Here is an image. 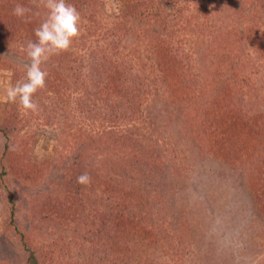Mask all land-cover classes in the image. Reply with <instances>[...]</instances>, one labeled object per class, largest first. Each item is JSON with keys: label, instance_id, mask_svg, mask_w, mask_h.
<instances>
[{"label": "rangeland", "instance_id": "1", "mask_svg": "<svg viewBox=\"0 0 264 264\" xmlns=\"http://www.w3.org/2000/svg\"><path fill=\"white\" fill-rule=\"evenodd\" d=\"M80 1L82 5L76 6L81 14L80 35L68 53L65 51L67 62L78 55L73 65L81 72L77 75L80 82H85L82 76L90 68L89 53L103 48L114 33L122 37L116 58L149 76V81L151 74H158L149 53L151 37L159 34L170 42L172 49L163 47L161 52L176 82L168 79L166 84L159 81L151 87L143 101V115L134 124L140 129L134 133L136 137L140 134L146 143L158 144L156 153L163 169L157 170L153 185L150 181L140 185L145 193L137 204L144 216L140 231L127 241L117 239L118 254L108 253L107 257L103 240L89 239L98 221L95 210L108 202L102 184L95 185L96 194L83 198L85 220L77 218L67 224L57 217L58 211L75 213L67 210L70 204H61L69 201L65 179L73 181L69 174L85 146L84 137L101 136L103 123L91 121L78 109L77 99L84 86H75L77 79L67 77L64 69L59 71L69 88L59 93L42 89L34 94L41 111H25L6 102L8 84L25 78L27 56L23 49L30 37L36 39L34 29L45 10L38 7L40 0H0V125L11 126L13 132L8 140L0 133V160L5 143L12 145L8 158L4 156L5 173L0 165V264H30L31 253L37 264H108L111 256L119 258L121 264H264V50L258 52L264 48V0H259L263 5L254 19L250 12L255 5L245 0H154L167 5L166 21H146L142 25L147 33L122 14L130 0ZM16 4L41 15L29 13L31 19L26 22L12 14ZM163 28L172 30L173 37L164 34ZM228 33L221 43L227 46L229 41L237 51L221 59L215 48H225L219 38ZM173 49L178 59L170 53ZM183 50L190 58L180 57ZM237 58L248 63V69L238 73L231 91L218 89L217 81L214 92L201 88L207 75L226 77L236 71L231 65ZM179 60L190 61L192 81L186 85L196 84L194 110L186 109V104L172 96L177 97L185 88L177 83L173 69L172 62ZM58 65L52 63L53 68ZM7 70L13 73L10 80ZM212 99L211 108L206 112V108L200 109V104ZM216 107L218 114L211 111ZM212 115L222 119L221 123ZM200 118L214 132L212 140L206 134L196 136L197 127V133H205L203 125L199 126ZM248 150L252 155L246 158ZM104 157L96 152L88 159L101 168ZM121 178L129 180L125 172ZM11 196L16 204L13 223ZM128 241L133 249H128Z\"/></svg>", "mask_w": 264, "mask_h": 264}, {"label": "trees", "instance_id": "2", "mask_svg": "<svg viewBox=\"0 0 264 264\" xmlns=\"http://www.w3.org/2000/svg\"><path fill=\"white\" fill-rule=\"evenodd\" d=\"M83 1L95 2L96 0ZM245 1L252 2L255 5L251 8L250 15L253 19L256 18V13L262 7L263 3H260L259 0ZM67 2L73 4L75 7L82 5H79L81 2L80 0H67ZM165 9L168 10L166 4L160 5L154 0H130L125 6V10H122V14L124 13L127 17H130L135 22L139 23L141 26L140 29L143 30L142 32H146L147 30H145L142 25L143 23L145 24L146 21H166ZM163 32L167 36L169 35L170 38L173 37L172 30L168 31L163 28ZM229 34L230 33L224 34L219 38L220 45H223L225 48H215L220 51L221 59H228L229 56L235 54V51H237V48L231 47L229 41L227 46L225 45L226 43H221L224 41V38L227 39L226 35L228 36ZM158 35L159 34L154 33L149 42L152 46L149 53L152 55V59L154 58L153 60L156 62L154 63V66L158 70V74H151L150 81L148 80L149 76L145 77V75H142L139 71H133V69L127 66L125 62H121L116 58L114 53L118 50L122 41V37L119 36L118 33L111 35V37L107 39L106 44L103 45V48H99L98 50L89 53L88 59L90 68L88 72L82 76V78L86 77L84 80L85 82L79 81L77 75H81V72L73 65L78 62L77 54H75L74 57L69 58L68 62L65 61V53H68V51L55 55L51 62L53 64L55 63V65L59 64L56 68L52 67V63L50 65H44L45 70L48 72L46 87L44 89L59 93L61 89L69 88L70 84H68L67 78L60 73L63 69L66 70L68 73L67 77H74L77 79V81L73 83L75 86H79V84L84 86V91L81 92L77 99L76 105L78 109L82 110V114H85L91 121L96 120L103 123V133L101 136L88 134L84 137L83 144H85V146L78 152L79 158L72 166V173L69 174L74 177L73 181H71V177L67 180L65 179L66 184H68L66 186V199L69 201H61V204H70V206L66 207L67 210L74 211L75 213L72 215L70 213L64 214L58 211L56 215L59 219L66 220L65 222L67 224H73L74 221L76 222L77 218H84L85 220L86 216L83 213L84 209L82 208L85 203L83 198L96 194L95 185L102 184L103 197L107 196L108 202L107 204H103V207L99 210H95L98 221L97 224L95 223L94 226H92L93 229L89 232V239H92L93 242L103 240V251L104 255L105 253L107 254V257L108 253L110 255L118 254V251L121 249L120 246L117 247V239L123 237V239L127 241V238H130L132 234L136 235V233L140 231L139 224L142 223L144 216L140 212L141 210L138 209L140 206L137 207V204L141 202L145 194L140 188V185H144L149 181V183L153 185L156 181L155 175L157 170L163 169V166H161L162 160L156 153L158 144L151 143V141L146 143L144 139L140 137V134H138V138L134 134L137 131H140V129L137 130V127L134 126V124L138 122L143 115V101H145L146 96L149 95V92L152 90H150V88L159 85V81H161V83L164 81L165 84L168 82V79L175 81L170 74L168 61L163 59V54L161 52L163 47L170 46V42L163 40V38ZM258 39L259 44L262 45L261 38ZM29 40L35 41L36 39L30 37L28 41ZM211 42L213 45H216L214 38ZM169 48L172 49L171 46ZM263 50L264 48H258V52H262ZM170 53L177 55L178 59V53L174 49L171 50ZM71 55L72 53L70 56ZM179 55L182 59L190 58L184 50L181 51ZM250 57L252 56L250 55ZM189 62V60L186 62L181 60L172 62L174 66L173 69L178 78L177 83L185 86L184 89L177 93L180 97L179 99L178 96L176 97V94H172V96L174 101H181L183 104H186L184 106L186 109L194 110V107L197 106V101H195L197 98L193 100L192 93H195L194 87L196 84L193 83L194 85L191 86L186 85L187 83H190L188 80L192 81L190 79L192 78L190 74L191 69L190 67L188 68V64H190ZM63 64H65L64 67L62 66ZM232 64L231 68H237L236 71L232 70L230 75H227L226 77L220 76L219 73H217L216 76L207 75L201 84V88L203 90L214 92L215 89L217 90L215 87V82L217 81L218 89H221L226 93L227 91H231L230 88L235 84L236 79L239 78L238 73L241 74L242 72L243 74L244 71L248 69V63L242 60V58H237V60L232 61ZM217 66H219V63ZM207 72H210V69H208ZM243 82L245 81L242 80V83ZM164 83L162 85H164ZM212 105H214L213 99L208 100L203 106L200 104V109L206 108L204 109L206 112L207 109L212 107ZM211 111L214 114L219 113L217 107L211 109ZM225 116H223V118H226ZM196 117V119L199 120L197 114ZM204 117L206 118L207 116ZM212 117L221 123L222 119L220 120V118L214 115H212ZM201 118L199 126L201 127L203 125L202 127L205 129V133H197V129L199 128L197 127L195 134L197 137L206 134L209 139L212 140V138H214V132L205 127L204 124H206V122L204 119L201 120ZM230 120L231 119L226 121ZM11 129V126L0 125V133H2L7 140L13 133ZM206 130L208 131L207 133ZM258 131L261 130L259 129L253 132ZM262 136H264L263 131L261 133V137ZM11 147L12 145L8 143H5L4 145V151L2 154L3 158L0 160L3 173L6 172L5 169L7 168V166H4L3 164L6 161L4 156L7 155L8 158V153L10 152ZM96 152L100 155H105L103 160L100 161L103 164L99 163L101 164L99 166H101L102 169L98 168L97 165L94 166V162L92 163L88 159V157L95 156ZM80 153L83 154L80 155ZM227 155L231 156V158L235 156L234 154ZM251 155L252 150L246 151V158ZM106 156H108V158H106ZM79 166L82 167L80 168ZM85 172L90 175L91 183L88 185L78 184L76 182L77 177ZM122 172H125L128 175V182H126V178H121ZM101 174H103V178L100 176ZM152 194L154 193L152 192ZM154 196L157 197L155 194ZM12 198L13 197L11 196V223L14 222L13 218L16 213V204L11 201ZM137 213H139V217L136 218ZM61 224L64 223L61 222ZM114 241H116V243ZM130 243L133 245L135 241H133V243L128 241V249H133L132 246L129 245ZM110 258L108 264H121L119 258L115 256H111ZM28 260L30 264H37L36 257L33 253L30 254Z\"/></svg>", "mask_w": 264, "mask_h": 264}, {"label": "clouds", "instance_id": "3", "mask_svg": "<svg viewBox=\"0 0 264 264\" xmlns=\"http://www.w3.org/2000/svg\"><path fill=\"white\" fill-rule=\"evenodd\" d=\"M38 7H42L45 14L39 26L34 29L36 40L27 41L23 49L27 56L25 78L15 84L9 83L5 89L6 102L16 103L23 110L33 113L41 111L33 96L46 87L48 72L43 65L51 57L70 49L74 39L80 35L81 22L80 12L67 0H40ZM29 13L32 16L41 15L39 11L33 12L32 8L22 4H16L12 12L26 22L31 19ZM5 75L10 80L13 73L7 70ZM76 182L88 185L91 177L85 172L77 177Z\"/></svg>", "mask_w": 264, "mask_h": 264}]
</instances>
